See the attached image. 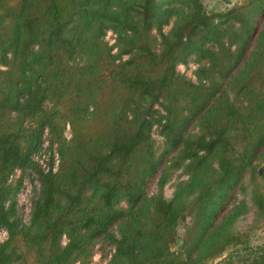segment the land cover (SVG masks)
<instances>
[{"label": "trees", "instance_id": "1", "mask_svg": "<svg viewBox=\"0 0 264 264\" xmlns=\"http://www.w3.org/2000/svg\"><path fill=\"white\" fill-rule=\"evenodd\" d=\"M263 10L264 0L211 13L201 0H0V264H71L101 237L115 245L108 264H207L238 245L214 264H264V241L251 246L232 226L244 203L226 205L249 171L251 202L264 213ZM108 27L125 58L102 38ZM190 55L205 61L198 81L176 70ZM214 74L222 81H203ZM154 120L189 176L170 198L143 188L158 166ZM45 128L59 164L39 171L22 223L19 180L8 178L35 168Z\"/></svg>", "mask_w": 264, "mask_h": 264}, {"label": "rangeland", "instance_id": "2", "mask_svg": "<svg viewBox=\"0 0 264 264\" xmlns=\"http://www.w3.org/2000/svg\"><path fill=\"white\" fill-rule=\"evenodd\" d=\"M203 3L204 8L209 13L216 12V11H224L228 8L232 7L233 5H239L245 0H201ZM264 12V10L262 11ZM263 15V13H261ZM260 18V17H259ZM174 17H171L170 21L163 25V31H168L170 28ZM227 37V35L225 36ZM102 38L108 43L111 47V51L118 59H123L126 57V54H122L120 52L121 44L117 41V31L113 28H106L102 34ZM160 37L157 30H151V45L155 51H159L162 47L160 42ZM205 61L202 59L197 58L195 55H190L188 59L184 62H178L176 64V70L180 74L184 75L185 77L193 80L198 81L199 78L197 77L196 70ZM0 67H4L0 65ZM211 79L222 81L220 78L214 74L210 78L203 79L205 83L210 81ZM227 92L229 93L230 97L233 100L237 99L236 97L228 88ZM164 112L163 107L160 103H156L153 106L152 116L154 119H158L160 115ZM194 125V124H193ZM192 133H197L198 126L195 124L194 126L189 127ZM152 137L154 140V151L155 155L158 158V166L154 173L149 175L146 178L144 184V192L148 196L161 193L164 197L170 198L173 196L175 189L178 186V183L181 181H185L189 176L183 170V166L177 165L178 162V151L176 148L167 144L163 138V135L160 132V122L158 120L153 121L152 125ZM65 136H70L69 126L65 127L64 130ZM45 140H47L48 149L53 150L56 148V144L51 140L50 134L45 135ZM260 167L261 171L263 172L261 176H258V180L262 183V189L264 191V161L257 165V168ZM13 174V175H12ZM11 178H8L9 181L12 183L18 181L19 179L23 180V184L26 181L28 184V191L26 192L23 185L20 186V182L18 188L16 189L14 199L17 203L18 201V215L22 221L28 219V211L25 209L24 206H20V201L22 200V194L30 199H33L35 194L38 193L40 189V185H38L30 176V171L28 169L25 170H13L10 174ZM10 177V176H9ZM163 179V181H161ZM243 183L245 185L244 190L241 189H234L228 196L226 200L227 210L240 204L244 203V206H239V209L242 208L241 212L235 218L233 222V227L236 230H244L248 232L247 242L251 246H256L264 241V213L259 214L255 211V207L251 202L250 198V191H251V180H250V173L247 171L243 178ZM11 196V198L13 197ZM120 206H126V203L122 200L118 203ZM21 214V216H20ZM186 220H180L177 225V238L175 241V248H178V244L180 243V239L182 233L184 231V224ZM112 234L116 237L118 235V228L117 225H113L111 228ZM66 241V236H62V242ZM241 247L238 246H229L227 247L221 254L216 256L214 259L207 262V264H214L216 261L222 260L224 257L229 256L230 253L236 255V250ZM115 250L114 242L112 238L108 237H101L94 239L91 244L89 245V254L84 256L81 254L80 258H77L72 261L71 264H108L112 255Z\"/></svg>", "mask_w": 264, "mask_h": 264}, {"label": "built area", "instance_id": "3", "mask_svg": "<svg viewBox=\"0 0 264 264\" xmlns=\"http://www.w3.org/2000/svg\"><path fill=\"white\" fill-rule=\"evenodd\" d=\"M68 126V125H67ZM48 135V129L45 128L43 135H42V142L39 148H37L31 155V159L33 160L35 164V168H27L30 171V176L36 182L38 185H40L39 181V171L41 172H49V171H56L59 164V154L58 151L54 148L53 150L48 149L47 140H45V135ZM21 168H15V170H20ZM25 170V169H21ZM13 175V174H12ZM11 178V175L10 177ZM20 186L23 185V187L26 189L25 191H28V184L25 181L23 184V180L19 179ZM32 200L28 197L26 199V196L22 194V200L20 201V206L25 205V209L28 211V219L25 220V222L22 221V218L20 219L22 223H28L31 218V211H32ZM18 205V201L16 203ZM16 205V207H18ZM18 209V208H17ZM21 216V214H20ZM8 237V230L5 227H0V242H3Z\"/></svg>", "mask_w": 264, "mask_h": 264}]
</instances>
